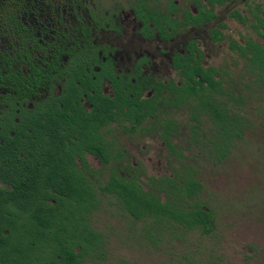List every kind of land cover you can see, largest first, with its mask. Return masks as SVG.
Instances as JSON below:
<instances>
[{
    "label": "flooded vegetation",
    "instance_id": "af4514ba",
    "mask_svg": "<svg viewBox=\"0 0 264 264\" xmlns=\"http://www.w3.org/2000/svg\"><path fill=\"white\" fill-rule=\"evenodd\" d=\"M240 26L254 35L234 38ZM262 33L264 0H0V206L15 205L23 178L27 192L83 193L76 216L87 209L95 228L94 194L156 190L151 178L191 167L197 177L177 120L190 105L163 102L179 101L182 76L210 102L241 85L252 96L264 74L248 41L264 47Z\"/></svg>",
    "mask_w": 264,
    "mask_h": 264
},
{
    "label": "trees",
    "instance_id": "16d2710c",
    "mask_svg": "<svg viewBox=\"0 0 264 264\" xmlns=\"http://www.w3.org/2000/svg\"><path fill=\"white\" fill-rule=\"evenodd\" d=\"M248 44L256 48L255 63L259 66L262 61L260 73L264 74V47L251 41ZM180 83V87L175 85L179 101L163 103L190 105L189 118L193 123L189 138L198 147L193 157L203 156L214 165L219 164L230 154L234 141L242 138L249 123L241 111L228 112L220 107L226 105L225 100L243 104V97L241 93L237 96L232 90H223V102H210L203 98L200 78L182 76ZM255 83V90L264 94V76H255ZM194 171L191 167V171L186 173L183 169L174 177L151 178L156 190L134 186L125 191L96 193L95 211L100 207L101 196L111 195L108 202L116 203L119 211L143 221L142 235L154 244L167 237L170 241L181 239L183 233L194 230L201 235L210 234L216 213L200 202L204 185ZM24 183L23 178H17L15 196L6 198L14 201L12 208L0 206V264H85L86 260L106 258L104 232L85 221L80 213L87 209L80 208L76 216L73 201L80 202L83 193L27 192ZM161 191L163 196L158 195Z\"/></svg>",
    "mask_w": 264,
    "mask_h": 264
},
{
    "label": "rangeland",
    "instance_id": "374dc122",
    "mask_svg": "<svg viewBox=\"0 0 264 264\" xmlns=\"http://www.w3.org/2000/svg\"><path fill=\"white\" fill-rule=\"evenodd\" d=\"M232 34L236 39L254 35L248 26ZM224 63L231 66L232 74L242 73L237 54L227 51ZM228 78L239 80V76ZM244 87L239 93H243L242 113L249 123L242 138L234 141L230 154L219 164L203 156L195 159L197 177L204 185L199 200L216 213L213 231L201 235L194 230L183 233L181 239L167 237L154 244L142 235L143 221H135L110 206L108 196H101L92 225L106 236V258L88 264H264V97L258 90H251L249 96ZM228 104L241 106L230 100ZM177 120L186 122L179 138L180 144L190 147L192 158L198 147L188 137L193 123L189 110L179 109Z\"/></svg>",
    "mask_w": 264,
    "mask_h": 264
}]
</instances>
